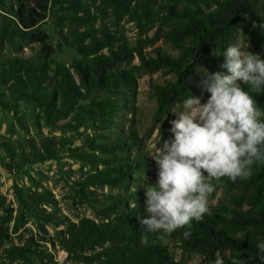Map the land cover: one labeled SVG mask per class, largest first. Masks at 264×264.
Instances as JSON below:
<instances>
[{
  "label": "trees",
  "instance_id": "1",
  "mask_svg": "<svg viewBox=\"0 0 264 264\" xmlns=\"http://www.w3.org/2000/svg\"><path fill=\"white\" fill-rule=\"evenodd\" d=\"M50 1L71 9L72 18L86 22L106 15L117 22L127 17L141 35L157 25L158 29L149 44L154 45L160 40L170 42L179 55L173 57L158 49L157 58L149 61L145 58L142 45L130 49L122 44L113 49L107 41L108 33L104 31L102 37L90 36L92 41L87 45L79 42L77 49L81 57L75 59L71 66L57 63L52 58L53 48L47 44V34L37 29V25L45 19ZM86 1L95 7L97 14L91 15L82 0H38L40 12L24 0H16V10L8 14L0 13V41L32 39L43 44L35 61L19 57L3 58L0 55V81L10 80L9 90L14 99L28 100L44 108L48 115L60 118L68 115L75 102L92 90L111 91L120 85L134 87L136 72L142 69L154 72L166 67L176 80L152 84V93L157 101L156 118L161 119L169 115L175 101L189 96L187 82L202 61L205 60L208 71L214 73L215 65L223 55L213 56L212 51L223 53L236 27H241L245 34L255 38L258 46L264 44V3L258 12L251 14L256 0ZM210 1L215 7L205 12L204 7ZM82 11L84 16L79 17L78 13ZM166 24H171V27L163 32L162 27ZM145 42L140 38L138 43ZM105 48H108V54L102 53ZM134 54L141 60L139 66H133L132 70L112 71L119 64L130 61ZM242 87L250 90L248 85ZM250 94L264 113V86L260 91H250ZM89 107L98 115L108 116L119 105L107 98L94 101ZM261 120L264 121V115ZM129 139V144L118 137L111 143L96 146L102 151H116V157L108 168L91 174L86 184L123 186L130 179L131 171L137 174L143 171L144 162L140 154L131 161L123 156L129 148L137 146L136 136L131 134ZM44 150L43 154L36 151L35 155L41 160L54 157L51 144H44ZM252 173L251 177H238L235 182L228 177H222L220 182L213 181L215 191L209 196L213 199L221 189H225L230 192L227 203L211 205L200 221L193 220L171 234L163 230L149 233L140 223L147 213L138 196L133 198L134 205L129 206L125 197L118 195L109 207L106 221L92 218L70 221L57 233L56 242L70 259L84 264H179L162 243L161 236L180 242L187 252L205 256L206 264H213L217 254L224 264H232L236 257L242 258L243 264H264L261 259L264 253L256 247L264 242V162L254 163ZM42 199L32 197L36 201ZM186 231L190 232L188 238L184 236ZM36 248L37 243L30 239L24 246H13L6 251L11 258L29 261L38 252L41 255ZM224 252H228V256Z\"/></svg>",
  "mask_w": 264,
  "mask_h": 264
},
{
  "label": "rangeland",
  "instance_id": "2",
  "mask_svg": "<svg viewBox=\"0 0 264 264\" xmlns=\"http://www.w3.org/2000/svg\"><path fill=\"white\" fill-rule=\"evenodd\" d=\"M24 1L40 12L38 0ZM82 1L91 15L97 14L90 2ZM263 3L264 0H256L251 14L258 12ZM214 7V2L210 1L204 11ZM16 9V0H0L1 14ZM72 16L71 9L50 1L45 19L37 25V29L48 36L47 44L54 50L52 58L62 65L71 66L75 59L81 57L77 49L79 42L87 45L92 41L90 36L102 37L104 31H107V41L113 49L122 44L130 49L142 45L145 58L149 61L157 58L158 49L173 57L179 55L170 42L160 40L154 45L149 44L158 29L157 25L141 35L127 17L117 22L106 15L86 22ZM78 16H84V11ZM170 27L171 24H166L162 31ZM140 38L146 42L139 44ZM228 44L238 45L244 53L259 54L261 58L264 55V44L258 46L256 39L245 34L241 27H236ZM42 48V43L32 39L0 41L3 58L19 57L35 61ZM108 52V48L102 50V53ZM223 63L224 56L216 63L214 72H226V69L220 68ZM140 64L139 56L134 54L130 61L119 64L112 71L132 70L133 66ZM54 68L55 65L52 70ZM206 69L204 60L187 82L189 96L175 101L169 115L161 119L156 118L157 101L152 93V84L176 80L166 67L154 72L147 69L136 72L134 87L120 85L111 91L92 90L75 102L68 115L60 118L48 115L44 108L28 100L14 99L9 90L10 80L0 81V264H84L70 259L57 244L59 231L70 221L82 218L106 221L109 207L118 195L124 196L129 206L134 205L133 198L138 196L140 203L146 207L145 193L158 179V166L153 157L158 155L159 147L165 140L174 139L170 131L171 121L179 119V114L184 111V101L188 98L200 97L201 103H206L210 97V93L200 86ZM237 83L241 87L244 85L242 81ZM107 98L119 105L116 111L102 116L90 110L92 102ZM131 134L137 137V146L129 148L123 156L131 161L140 154L144 162L143 171L139 174L131 171L130 179L123 186L86 184L91 174L108 168L116 157V151H102L96 146L111 143L118 137L129 144ZM48 143L55 155L41 160L35 152L43 154L44 144ZM229 195L230 192L221 189L213 199L209 196L208 209L220 202L227 203ZM33 196L43 199L32 200ZM30 239L37 243L36 249L41 255L38 252L29 261L9 257L7 249L24 246ZM161 241L179 264H206L205 256L185 251L180 242L166 236H161ZM224 255L228 256V252Z\"/></svg>",
  "mask_w": 264,
  "mask_h": 264
},
{
  "label": "clouds",
  "instance_id": "3",
  "mask_svg": "<svg viewBox=\"0 0 264 264\" xmlns=\"http://www.w3.org/2000/svg\"><path fill=\"white\" fill-rule=\"evenodd\" d=\"M221 54L220 68L227 71L206 69L200 82L209 99L206 103L200 97L184 101L179 119L171 121L174 139L165 140L153 157L158 179L145 193L147 216L138 218L149 233L171 234L193 220L200 221L209 211L213 181L249 178L254 163L264 162V113L250 94L264 86V58L244 53L238 45H229L223 53L212 51L213 56ZM184 236L188 238L190 232ZM256 247L264 253V242ZM213 264H224V260L218 256ZM232 264H243L242 258H234Z\"/></svg>",
  "mask_w": 264,
  "mask_h": 264
}]
</instances>
